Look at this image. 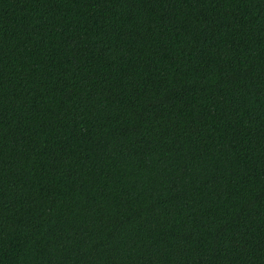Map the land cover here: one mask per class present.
Wrapping results in <instances>:
<instances>
[{
	"label": "trees",
	"instance_id": "obj_1",
	"mask_svg": "<svg viewBox=\"0 0 264 264\" xmlns=\"http://www.w3.org/2000/svg\"><path fill=\"white\" fill-rule=\"evenodd\" d=\"M0 264H264V0H0Z\"/></svg>",
	"mask_w": 264,
	"mask_h": 264
}]
</instances>
